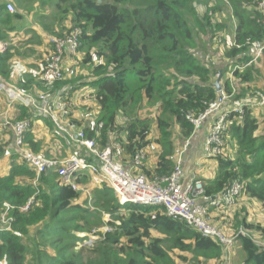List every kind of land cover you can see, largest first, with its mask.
I'll use <instances>...</instances> for the list:
<instances>
[{"label":"trees","instance_id":"obj_1","mask_svg":"<svg viewBox=\"0 0 264 264\" xmlns=\"http://www.w3.org/2000/svg\"><path fill=\"white\" fill-rule=\"evenodd\" d=\"M2 1L0 42H6L15 29L12 23L23 19V15L8 12ZM203 1L57 0L55 7L62 15L55 19L60 23L58 29H54L55 23L51 24L54 28L51 25L44 28L49 35L57 36L67 35L75 28L82 31V45L78 50L85 51L84 64L92 67L94 79L90 86L94 91L90 94L100 106L95 125L83 128L86 137L104 148L119 136L130 156L155 143L160 147L155 176H170L174 172L175 156L180 149L176 145L177 138L186 140L194 134V125L187 115L198 116L219 96L214 81L219 71L208 60H203L209 51L201 57L197 38L202 27L207 29L210 46L221 37L224 25L212 23L208 14L210 9L221 11L222 8L209 7L201 16L196 6ZM217 1L229 6L236 22L233 41L240 46L233 43L227 47L229 61L223 72L232 74L235 86H240L237 100L257 96L260 87L252 84L264 75V55L259 66L248 63L250 43L264 37V22L257 10L262 0ZM18 3L25 8L27 0H18ZM67 21L72 25L66 30ZM15 55L11 47L0 50L2 78H10ZM244 65H247L245 69L239 68ZM31 77L33 81L25 74L17 85L27 92L37 93L43 89L44 82L40 76L36 79L31 74ZM221 88L232 93L230 78ZM147 103L157 108L154 120L139 115ZM19 111V119L32 117L25 105H19ZM100 122L104 123L102 128ZM262 126L251 106L246 105L243 116L227 134L237 143V156L234 158L227 152L216 158L218 173L204 185V196H218L234 180H240L244 185L241 195L256 199L264 206V133L258 134ZM0 130L5 131L1 125ZM25 140L33 151H40L29 131ZM5 154L18 156L2 142L0 133V157ZM142 171L148 176L147 170ZM35 179V171L25 163L13 165L7 175L0 174V217L6 204L10 205L8 211L12 217L11 228L0 230V263L169 264L170 254L164 245L168 239L198 263L203 262L202 258L222 260L219 243L197 232L185 220L168 216L163 206L128 204L122 207L107 185L101 197H95L94 208H91L88 201L85 205L78 203L81 191L64 184L55 171L44 172L37 185L33 183ZM83 179L87 177L79 176L76 182L81 184ZM26 205L29 208L24 210ZM96 207L121 223L112 219L110 231L99 233L105 235L104 238L93 247L85 246L87 249L76 252L73 247L80 240L77 231H91L95 224L102 223L101 212ZM121 207L129 213L121 214ZM240 228L249 232V236L239 235L236 239L240 243V264H264V223H252L243 218L233 231ZM154 230L162 232V236H154ZM49 248L55 254H51Z\"/></svg>","mask_w":264,"mask_h":264},{"label":"built area","instance_id":"obj_2","mask_svg":"<svg viewBox=\"0 0 264 264\" xmlns=\"http://www.w3.org/2000/svg\"><path fill=\"white\" fill-rule=\"evenodd\" d=\"M6 8L14 12V6L8 3ZM257 10L262 15L264 22V0L257 4ZM81 29L75 28L71 33L63 36L50 35L49 42L52 49L45 58L43 71L39 72L44 82L45 89L30 93L21 88H16L7 83V110L15 106V103L25 105L29 108L32 117L20 120H12L9 113L0 115V125L5 130H10L13 134V151L23 160V162L36 173L34 184L37 185L39 177L48 171H55L64 184H69L75 190H80L81 184L76 182L80 177L94 176L96 180L106 183L116 195L119 204L125 207L128 204L144 206H163L167 215L183 219L189 223L197 232L210 237L221 245V259L224 264H231V256L234 245L239 235H248L249 232L240 228L238 231L229 233L214 224L209 213L213 208H233L237 205L242 193L243 183L234 180L232 184L218 196H204V182L202 180L191 179L183 182L182 177V156L184 147L179 149L175 156L176 167L170 176H147L142 169L151 152L156 151L157 145L151 143L138 150L131 156L129 165L125 164L126 148L119 136H115L111 143L104 148L97 146L94 139L86 137L84 130H73V126L68 121L71 114L70 103L72 101L65 86L59 88V84L66 78L65 57L67 54H75L81 43ZM236 45L233 41L231 45ZM237 47H240L236 45ZM251 63H256L264 55V37L250 43ZM245 66H236L243 69ZM232 83V93H226L222 88L218 91L219 96L211 102L208 108L198 116L190 113L187 118L193 123L195 131L198 130L204 121L215 113L219 112L215 118L205 141V152L208 158L220 157L227 151V134L230 128L237 123L244 112L245 106L251 102H242L236 106H225L227 100L237 93L235 78L230 74ZM92 92V91H91ZM260 94V93H259ZM262 104L264 95L260 94ZM34 119L50 120L55 130L67 138L70 142H76L86 152L85 156H80L77 152L75 156L64 158L48 157L41 152L30 149L25 136L30 131ZM96 121L90 126H94ZM104 126L103 122L99 127ZM11 148V147H10ZM85 191V190H84ZM204 200H203V199ZM10 205L6 204V210L0 217V230L11 228L12 217L9 215ZM29 205L23 209L26 210ZM227 233V234H226Z\"/></svg>","mask_w":264,"mask_h":264},{"label":"rangeland","instance_id":"obj_3","mask_svg":"<svg viewBox=\"0 0 264 264\" xmlns=\"http://www.w3.org/2000/svg\"><path fill=\"white\" fill-rule=\"evenodd\" d=\"M11 3L14 6V12L11 13H21L23 15V20L20 24L17 25V28L15 26V30H21L24 25H28L30 27L35 28V31L33 32V36L35 37V43L40 44L41 49L43 50L41 53H35V59L38 62L39 72L43 71L44 65H45V58L51 51V45L49 42H47L45 39L40 37V34L37 33V31H42L43 35H48V32L44 29L45 27L51 25L52 23H55V28L53 25H51L52 28L55 30L58 29V25L60 24L58 20H55L56 17L62 16L59 11H57L55 7V3L57 0H27L25 8H23L19 3L18 0H3L2 3ZM220 6L222 8L221 11H213V9H210V13L208 14L209 18L211 19L212 23H221L224 25V30L221 32V37H218L217 39L212 41V46L210 44H207L209 42V34L206 32V28L202 27V32L200 35H198L197 38V44L198 50L201 57L203 54L207 53L209 51V55L205 54L203 56V60H208L212 67L217 71H222V74H224L223 69L220 66L222 64H217L214 61V55H219L220 59L223 62H227L226 67L228 66L229 59L226 58V51L227 47L230 46L234 39V25L236 24L235 20L232 17L231 10L229 9V6L223 2V1H217V0H204L201 3H198L196 8L200 12V15L202 16L204 13H206V10L209 9V7H216ZM59 19V18H58ZM69 22V21H67ZM16 21L12 23V25H15ZM218 33L220 30H216ZM223 37V38H222ZM23 38L22 33H18L15 40ZM47 38V36H46ZM222 38V39H221ZM49 39V38H48ZM25 40L24 42H26ZM49 41V40H48ZM23 43V42H22ZM207 44V45H206ZM26 45V44H25ZM20 50L18 54H23V45L19 46ZM33 50L32 47H26V51L31 52ZM214 51V52H213ZM18 54H16L15 59L21 58ZM71 56H74L72 59V62L65 65L66 73V79L63 84V86H67L68 94L69 96H72L73 100L75 98H78L79 101L77 105H73L71 110H77L80 108H86L87 113L96 112L98 114V109L96 108L98 105L95 101V98L92 96L90 87V81L94 78L92 77L91 72V66L84 64V58H85V51L78 50L75 54H68ZM198 55V53L196 54ZM72 58V57H71ZM260 63V62H259ZM258 63V64H259ZM257 64V65H258ZM231 69V66H230ZM38 72V73H39ZM219 80V75H216L214 78V81ZM220 86L223 85L221 80H219ZM255 85L260 86V90L257 92V96L252 97V102L256 103V100L259 98V95H264V75L258 80ZM238 90L240 89V86L238 85ZM43 90V89H42ZM260 93V94H259ZM243 101H236V104H241ZM5 103H7V99L5 97ZM253 115L258 118V120L263 122L264 119V110L258 108L256 104H253L251 106ZM157 112L156 106H153V104L147 103L146 106L141 110L140 116L143 118L146 117H152L153 120L155 118ZM3 113V111L0 110V114ZM12 120H16L14 118L9 117ZM96 119V115L93 114V120ZM42 121V120H41ZM88 123H92L94 121H85ZM261 122V123H262ZM264 123V122H263ZM88 124V125H90ZM38 128L34 129L36 133L41 134L43 138L50 142V139L54 140V138H59L61 140V143H65L67 138L64 136H58L55 135L54 132H57L55 129L49 128L45 126V130L39 129V132L37 131ZM58 133V132H57ZM264 133V124L262 128L258 131V134ZM228 145H227V151L231 154L233 152L236 153L237 156V143L235 140L232 139V135L227 136ZM70 142V141H69ZM67 145V144H66ZM70 146V145H68ZM71 147V146H70ZM72 151L70 153L61 152L60 154L55 155L58 158H64L66 156H75L77 155V152H75V149H71ZM202 156H204L206 159L208 157L206 156L205 147H203ZM232 156V154H231ZM235 158V157H234ZM14 159V162L12 161ZM15 159H17L15 161ZM212 159V158H209ZM20 163H23V160L19 158L18 156L15 157H7L6 154L3 157H0V174L7 175L9 171L11 170L13 165H18ZM197 168H201L202 166L200 164H195ZM198 180V179H196ZM106 183L102 181H97L94 176L87 177V179H83L81 183V192H80V198L77 199L78 203H81L85 205V203L88 201L87 205L91 208H94L93 201L95 197H101V192H103V188L106 187ZM85 190V191H84ZM116 196V195H115ZM95 209H98V212H101V221L102 223L100 225L95 224L96 226H93L94 229L91 231H77L76 235L80 237V240L77 242L76 246L73 247L74 251L81 252L87 247H93L96 244V241H98L101 238H104L105 235H100L99 233L102 232L103 234H106L108 231H110L111 227L109 225V221L112 219L115 220L110 216V214L102 211L98 207ZM100 210V211H99ZM121 214H128V209L120 208ZM227 211L226 213H221ZM209 213L214 221V224L218 226L219 228H222L226 232H230L234 230L233 228H236L237 222L241 221L243 218H247L248 221H255V222H261L264 223V208L260 207L255 200L248 198L245 195H240L238 203L235 208H228V209H218L210 207ZM218 213V216L216 215ZM10 215V213H9ZM239 218V220H238ZM218 219V221L215 222V220ZM112 220V221H113ZM260 220V221H257ZM115 223H121L120 220H115ZM97 223V221H96ZM163 233L154 230L153 235L154 236H160ZM227 234V233H226ZM187 241H185L186 243ZM169 251V264H224L223 260H212L213 258H210L208 260H205L202 258L203 262L198 263L192 258V255L187 253L184 250H181L174 241L171 239H168L166 243L164 244ZM49 252L51 254H55L53 252L52 248H49ZM0 264H6L5 262H1Z\"/></svg>","mask_w":264,"mask_h":264},{"label":"crops","instance_id":"obj_4","mask_svg":"<svg viewBox=\"0 0 264 264\" xmlns=\"http://www.w3.org/2000/svg\"><path fill=\"white\" fill-rule=\"evenodd\" d=\"M8 3L9 2L6 3V6ZM8 12H10V11L8 10ZM22 21H24V20L21 19V20L16 21V23H15L16 28H17V25L20 24ZM71 25H72L71 23L67 22L66 23V30L69 29L71 27ZM233 30H234L233 33L235 36L236 28L234 27ZM34 31H35V28L30 27V26L25 24L21 30H15L14 29V31L10 33L9 38L6 42H2V41L0 42V50H5L7 47H11L13 52H15L16 54H18V52H19L17 50H20L19 46L20 45L24 46L23 47V54L22 55L18 54L21 58L15 59V57H14L12 62H11L12 71H11L10 78L4 79L0 76V110L3 111V113H1L0 115H2V116L6 115V113H9V115L16 120H20L19 118L21 117V112L19 111L20 103H15V106H13L9 110H7V104L5 103V97L7 99L8 93H7V88L4 87V84L8 85L7 83H9L13 87L21 88L20 86L17 85V81H20V79L23 78L25 74L28 75V77H30L31 81H33L31 74L36 79H38L40 76L38 73L39 67H38V62L35 59V53L39 52V53H41V55H43L44 52H42L43 50L41 49L40 44L35 43V40H34L35 37L32 35ZM18 33H22V36L25 39L19 38V39L15 40ZM37 33L40 34L41 38H43L47 42H49L48 41L49 40L48 35H46L47 36V38H46V36L43 35L42 31H37ZM25 40H27V41L24 42ZM49 44L51 45V48H52L53 47L52 44L50 42H49ZM26 47H32L33 50L31 52H28V51H26ZM74 56L67 54L65 57L64 63L65 64H69V62L71 63ZM213 58H214L215 63L222 64L220 66V69L226 68L227 62L226 63L223 62L220 59L219 55L215 54ZM259 60L256 62V65L260 62ZM259 65H261V64L259 63L257 66H259ZM245 68L246 67H244L243 69H245ZM221 75L222 76H221V78H219V80H221V82L223 84L221 86H224L225 83L227 82V80L229 79L230 75H229V72L226 74L221 73ZM257 82H258V80L255 83H257ZM255 83L252 84L253 87H260V86L255 85ZM89 88L92 91H94L91 86ZM43 89H45V87H43ZM237 89H238V87H237ZM30 93L34 94L33 92H30ZM71 99H73V97H71ZM78 101H79L78 98H75V100L71 101L70 109L72 108L73 105H77ZM236 101H243V102L250 101V102H252V97H250L248 95L245 98L237 100L236 94H235L232 96V98H229V100H227V103L225 106H228V107L236 106L237 105ZM96 103H97V101H96ZM254 104H256L258 106V108L264 110V104H262L260 97L256 100V103H254ZM97 105L98 106L96 108L99 110L98 114H96L95 111L92 113H87L86 108H80V109H77L74 111L71 110V114L68 116L69 117L68 121L73 126L72 129L74 131L75 130H78V131L83 130V128L85 126L90 124V123L85 122V121L91 122V121L97 120V118L100 114V106L98 103H97ZM251 106H253V104ZM93 114L96 115L95 120H93ZM218 114H219V112L216 111L215 113H213L212 115L207 117V119L204 121L203 125L198 130H196L194 132V134L189 139L181 140V139L177 138V141H176L177 148L182 149V147H184V145L186 143H188V146L184 147V152H183V156H182V167H181L182 177H181V180L183 182H189L191 179H198V180L200 179L204 182V185H205L206 183H208L209 180H213L217 176V173H218V161H217V159H214V158L206 159L204 156H202V151H203V147H205V141H206L207 135L210 131V128H211V126H212V124H213V122H214V120ZM263 122H264V119H263ZM263 122H262V124H264ZM45 126L52 128V129H55L53 123L50 120H42L41 121V119H39V120L33 121L31 129L29 131L31 138L33 140H35V142L37 143V146L40 149V151H36V152H41L48 157H56L55 155L60 154L62 151L65 153H70L72 151L71 149H75V152H78L80 156L86 155V152L76 142L65 141V143L67 144L66 145L64 143H61V140H59V138H54V137H53L54 140L50 139V142H48L43 138V136H41V134L36 133L34 130L36 128H38L37 129L38 132H39V129L45 130ZM0 133L2 135V142L7 143V147L13 148L12 147V144H13L12 132L10 130H5V131L0 130ZM25 138H26V136H25ZM68 145H70L71 147ZM159 149H160V147L157 146L156 151L151 152L150 155L148 156L147 160H146L145 170H147V172L149 173L148 176H150V177H153L156 175L155 170L158 167L157 165H158V160H159L158 159ZM231 154H232V157H236L235 152H233ZM6 156L9 157V155H7V154H6ZM69 156H66V157H69ZM126 159L127 160L125 161V164L129 165L131 156L129 154H126ZM16 160L17 159H15V161ZM12 161L14 162V159H12ZM195 164H200L202 167L197 168L195 166ZM245 196H247V195H245ZM212 197H215V195H212ZM247 197L250 198L249 196H247ZM250 199H253V198H250ZM253 200H255L256 203L260 207L264 208V206L261 204L260 201H258L256 199H253ZM235 207H233V208H235ZM221 213L227 214V211H224ZM216 215L218 216V213ZM216 221H218V219H216L215 222ZM247 221H248V219H247ZM257 221H260V220H257ZM248 222L256 223L255 221H248ZM240 225H241V222H240ZM160 236H162V235H160ZM212 260L219 261L218 258H213ZM241 261H242V259H241V254H240V243L236 242L234 245L233 254L231 256V264H240Z\"/></svg>","mask_w":264,"mask_h":264},{"label":"water","instance_id":"obj_5","mask_svg":"<svg viewBox=\"0 0 264 264\" xmlns=\"http://www.w3.org/2000/svg\"><path fill=\"white\" fill-rule=\"evenodd\" d=\"M98 1H99V2H102V0H98ZM221 73H222V71L219 72V74H220V75H219V78H221V76H222ZM215 85H216V87H217V91H219V90L221 89V86H220L219 80L215 82Z\"/></svg>","mask_w":264,"mask_h":264},{"label":"bare ground","instance_id":"obj_6","mask_svg":"<svg viewBox=\"0 0 264 264\" xmlns=\"http://www.w3.org/2000/svg\"><path fill=\"white\" fill-rule=\"evenodd\" d=\"M217 208V207H216Z\"/></svg>","mask_w":264,"mask_h":264}]
</instances>
